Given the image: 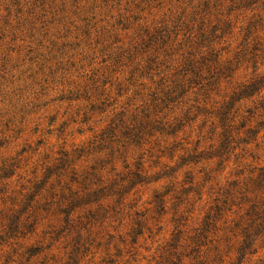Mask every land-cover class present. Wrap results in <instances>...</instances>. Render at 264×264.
I'll use <instances>...</instances> for the list:
<instances>
[{
  "label": "rangeland",
  "instance_id": "1",
  "mask_svg": "<svg viewBox=\"0 0 264 264\" xmlns=\"http://www.w3.org/2000/svg\"><path fill=\"white\" fill-rule=\"evenodd\" d=\"M260 76L264 0H0V264H264V213L237 253L264 90L236 100Z\"/></svg>",
  "mask_w": 264,
  "mask_h": 264
},
{
  "label": "trees",
  "instance_id": "2",
  "mask_svg": "<svg viewBox=\"0 0 264 264\" xmlns=\"http://www.w3.org/2000/svg\"><path fill=\"white\" fill-rule=\"evenodd\" d=\"M215 65H216V67L213 68L212 76H210L209 81L206 83L205 87H208V88L214 87L215 88V86L218 85V83H219L218 79L221 76H223L224 79L230 77V76H228V74H231V72H232L230 70V68L221 67L217 61H216ZM191 73H193V71ZM194 75H197V73H195ZM217 76H219L218 79L210 81L211 79H213L214 77H217ZM199 84L200 83H195V86H197ZM263 90H264V76L256 77L255 79L251 80L249 83L241 86V88L239 89L236 101L241 100L243 98H247V97H253L254 95L260 96ZM184 93H185V91L181 92L180 96L183 95ZM261 108L264 110V106H262ZM230 109H231V107L228 105V106L222 107L218 112L219 123L221 124V126L224 129V131L222 133V137L224 138L223 145H227V147L229 144L233 143V141H234V139H231V136L229 135L230 130L228 132V130L226 129V127L228 126V123L231 122V118H229V110ZM259 124L263 125L264 123H259ZM228 127L230 128V126H228ZM240 128L244 129L245 126L242 125ZM246 133L254 135V136L258 134V132H253L251 130H247ZM239 135H240L239 132H237L236 136H239ZM237 140H238L239 144L243 143L244 145H248V143L245 142L244 139L238 138ZM220 147H222V146H220ZM237 147L238 146H235L233 148V150L237 149ZM258 171H259L258 176L255 179L250 178L249 182L245 185L244 192L240 193V195L241 194L244 195L242 197V200H244L245 203H251L249 209L244 214L246 217H248V221H250L249 226L246 228H243L240 231V235H239V236H241L242 240L239 243V248H238L237 253L239 254L241 260L244 258V256L252 248L253 243H254L253 237L255 235H257L258 233H260V230H261V224H257L256 226H254V225L257 221H259L262 218L261 215L264 213V211L261 210V207H263L264 202H263V204H260V205H257L256 203L251 202V200L257 199V197H258L257 192H259V190H262L264 188V168H260V169H258ZM8 173H9V171H4L3 175H7ZM227 195H228V197L232 196L230 193H228ZM159 197L160 196H158V195L155 196V198L157 200H159ZM73 202H74V200H71V202H69V204H68V207L59 208V210H58L61 214L65 215L64 222H66V223L69 222V214L76 207V205ZM240 205H242V204H240ZM220 211H221V209L216 207V213H219ZM215 216L216 217H213V218L211 216H206L205 220L203 222L202 228L197 230L198 232L191 238L192 249H191V252L188 256H193L192 259L195 260V259L199 258L200 249L206 245V242L214 241L213 239H209V234H211L213 237H215L216 233L221 231L220 229L217 228V223L221 219H223V216L221 214H216ZM223 224L224 225L227 224L226 219H224ZM235 227L237 228L238 225H235ZM17 229H18V227L14 226V223L11 221L7 225V228H6L7 233L6 234L13 236V233L16 232ZM207 240H209V241H207ZM255 252L256 251L254 250L252 252V254H254ZM188 256H186V258ZM181 257H182V255H179L177 257L178 258V264H181V262H182Z\"/></svg>",
  "mask_w": 264,
  "mask_h": 264
}]
</instances>
